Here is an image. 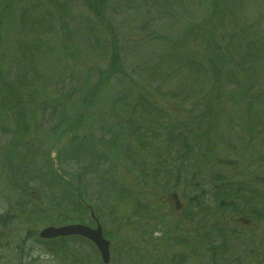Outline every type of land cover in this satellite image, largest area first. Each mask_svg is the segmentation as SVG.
Wrapping results in <instances>:
<instances>
[{
    "label": "rangeland",
    "instance_id": "1",
    "mask_svg": "<svg viewBox=\"0 0 264 264\" xmlns=\"http://www.w3.org/2000/svg\"><path fill=\"white\" fill-rule=\"evenodd\" d=\"M59 1L66 3L63 9L66 31L61 30L54 17L47 22L50 27L43 26L49 4L44 0H31L36 9L29 13L28 20L21 15L23 12L16 10L17 18L21 15V25L13 33L10 31L6 40H10L14 53L13 47L27 48L26 42L40 36L44 28L42 33L48 46L34 61L36 72L41 79L52 78L50 88L60 89L63 96L70 97L66 104L70 109L75 108V112L81 113V109L88 106L82 103L84 91L87 98L94 92L87 100H91L92 105L86 108L83 121L74 131L57 137L59 132L54 136L50 130V106L46 103L45 108L37 109L45 100L43 97H38L34 104V99L24 96L22 86L14 84L19 96L22 92V100L18 98L19 102L15 96L7 100L2 93L5 85L0 83V216L10 210L14 214V222L7 229L0 228V264H102L95 246L86 239L75 238L63 244L57 239L56 242L41 240L38 236L45 227L81 224L95 228L96 221L104 238L110 242L109 264H150L149 260L154 257L159 258V264H176L170 261L176 254L180 257L177 264H264V106L256 103L247 115L243 113L246 104L239 107L230 100L231 91L238 90L234 84L241 89L243 84L250 83L251 67L256 70L255 80L264 88V48L241 51L242 38L253 41L264 32V0H112L105 10L104 22L92 17L85 7L86 0ZM58 9L61 11L60 7ZM168 15L171 21L162 24L160 18ZM178 18L182 22L175 24ZM106 29L112 32L119 47L120 61L129 77L125 86L146 91L167 113L158 118V127L148 125L150 141L155 135L152 147H140L137 151L139 139H132L124 130V142L132 151L125 157L116 149L118 156L105 157L102 169L108 173L106 178L123 182L132 194H140L139 202L145 208L136 212L129 197L117 194L116 203V199L109 201L113 198H109V194L99 196L91 192L96 181L90 173V156L73 162L63 155L71 151V146H84L79 143L82 138L108 140V134L100 128H106L103 118L108 117L109 106L123 87L109 83L95 94L97 70L107 67L108 52L103 49V41L108 40ZM189 29L200 35L197 42L203 36L214 35L215 39L221 36L224 46L228 44V48L236 50V62L240 54H248L250 61L258 62L248 63L238 71L230 63L225 67L224 61L212 59L210 64L201 63L202 71L193 72L180 60L170 59L163 46L167 40L179 39ZM87 37L93 44L83 42ZM67 40L70 45L63 53L59 47L63 42L67 44ZM205 43L190 47L191 55H206L210 59L213 53ZM177 56L181 60L185 57L184 54ZM177 56L174 54L175 59H179ZM28 62L11 61L7 78L12 82L20 80L22 68ZM215 69L222 70L221 79H216ZM229 69L237 71L238 74H233L237 77L228 78ZM38 75L35 74L37 78ZM2 77L0 70V79ZM51 89L47 97L56 100L58 97ZM198 115L202 116L200 120L195 119ZM121 119L124 120V116ZM119 123L131 126L127 121ZM184 135L186 143L176 141L178 136ZM203 136L209 139L205 142L210 145L213 158L207 164V155L199 153L195 158L206 160V165L199 163L187 171V166L181 165L188 164V153ZM72 138H75L74 144H71ZM206 144L201 143L198 151L204 152ZM97 150L104 149L98 147ZM11 151L15 152V167L6 161ZM190 156L193 159L194 154ZM156 161L162 166L157 167ZM51 167L65 181L78 182L71 188H79L81 197L90 200L95 209L88 202L83 205L85 209L80 208L81 198L77 197L78 209L72 218L79 221L57 218L52 219L57 222L52 224L46 215L37 213L33 206L50 197L49 186L58 192V181L49 176ZM179 168L184 170L185 178ZM225 179L227 181L222 182ZM15 180L20 181L18 188L12 183ZM183 181L188 186L182 184ZM195 185H200L201 191L193 189ZM60 189L66 192L65 186ZM23 190H28L32 196L26 197ZM172 193L179 196L180 210L174 208L170 199ZM25 202L27 207L23 206ZM102 203L106 206L99 212L98 206ZM250 211L254 214L251 225L237 222L240 217L249 218ZM124 213L126 216L121 219ZM169 224L175 229L167 230L165 227ZM177 236L187 245L174 244ZM203 237L211 240L205 242ZM138 239H141L139 244L135 243ZM209 245L221 249L216 258L206 252ZM141 255L144 260L139 262L137 257Z\"/></svg>",
    "mask_w": 264,
    "mask_h": 264
},
{
    "label": "trees",
    "instance_id": "2",
    "mask_svg": "<svg viewBox=\"0 0 264 264\" xmlns=\"http://www.w3.org/2000/svg\"><path fill=\"white\" fill-rule=\"evenodd\" d=\"M1 1L2 3H4V5L2 7L0 6V64H1L0 70L3 72V77L2 79H0V83L5 85V87L2 89V93L5 99L10 100L11 96H15L17 100L18 98L22 100V97H23L21 95L22 92L20 93V96H19V94L17 93V87L14 85V84H20L22 86V91H23L24 96L34 99L32 103L35 104V101L38 100L37 98L40 96L43 97V99H45L41 101V103L39 104L40 106L37 105V109L45 108L47 104L50 106L49 108L51 112L50 119H52L50 130L54 136L57 135L58 132L59 134L57 135V137L74 131L76 127L78 126V124L81 121H83L84 119L83 115L84 113L87 112L86 108L91 107L92 105L91 100L89 102H87V100L88 98H92L94 96V92L91 93L89 95L90 97L88 98H87V95H85L86 92L85 91L83 92V94L81 95L82 100H83L82 103L84 106H86V103H87L88 106L83 107L80 111L81 113H79L78 111L75 112L76 110L75 108L70 109L66 104L70 100V97L63 96L61 94L60 89L54 88L52 90L50 88V86L52 85L51 84L52 78L46 79V80L44 78L43 79L40 78V76L38 75V73L36 72L34 68V61L42 54L43 50L47 48L48 46V41L47 39L44 38L45 36L42 33L44 31V28L41 29L40 34H39L40 36H33L31 39L30 37L28 38V40L30 39V41L28 43L26 42V44L29 45L27 48H23L22 50L21 48L22 46H19L18 49L13 47L14 53L11 52L12 48L9 44L10 40L9 41L6 40V37H8L11 33H13L14 29H16L18 25H21V15H25V19L28 20L29 13L34 11L36 8H35V5L31 2V0H1ZM44 1L46 4H49L47 6L49 10L47 9V11H45V17L43 18V21H44L43 26L50 27L47 24V22L49 21V19H52V17H54L53 20H55L56 22L58 21V23L60 24V27H62L61 30L66 31V25L64 23L65 16L63 12V9L66 7V3L62 4L60 3L59 0H56V1L55 0H44ZM66 1L68 2L70 0H65V2ZM110 1L112 0H86L85 7L91 13L93 18H96L104 22L105 10L107 9L108 3ZM59 7L61 8V11L58 9ZM166 7L170 8L171 5H167ZM16 10L21 11V13L23 12L18 18L16 16ZM160 21L162 22V24L169 23L171 21V15L166 16V18L161 17ZM181 22L182 20L180 18L175 20V24H178ZM93 31L94 30L91 28L90 32L92 33ZM106 31H107L108 40L103 41V49L108 52L107 67L104 70H97V77H98L96 81L97 83L94 84L96 86L95 94L100 93L103 90L104 86L109 83L116 84V85H119L120 87H123L121 88V91L119 93L120 95H117L119 97L115 98L114 103L112 105L110 104L109 110H108V117L103 118V122L106 124L105 126L106 128L104 127L100 128L103 131V133L108 134L109 136L107 137L108 140L104 141L101 137L100 139L94 140L92 136L89 138L87 137L82 138L80 139L79 143L84 144V146H79L80 144L71 146L70 147L71 151L64 152L63 155L65 154L66 156L65 159L67 158L69 161H73V162H76L77 160L84 161L87 159V157L90 156V161L92 163L91 165L92 171L90 173L92 177L94 175L93 181H96V186L94 190H91V192L99 196L102 194L104 195L109 194L108 195L109 198L113 197V198H110L109 201L116 199V203L118 200L114 196L117 194H120L123 197H129L128 198L130 199L129 202L133 204L134 206L132 207V209L134 212H136V210L145 208L139 202L140 194H135V195L132 194L129 186L125 185L123 182H120V181L116 182L110 178H106V174L108 173L105 174V171L102 169L104 162H106L105 157L109 155L118 156L119 153L116 152V149H120L125 155V157L127 155V152L132 151V149L129 147L130 145L124 142L126 140V137L122 134L124 130H126L125 134L127 136L132 135L131 137L132 139L134 140H136L137 138L139 139L137 147H136L137 151H139L140 147H146V148L152 147L151 141L152 140L154 141L155 135H153L150 141V138L148 137L150 135L148 125L152 123L154 127H158V121H159L158 118L160 116L166 115L167 113H164V110L160 107V105L155 104L156 102L150 98V95L146 91L142 92V91H138L137 88H131V87L125 86V83L128 81L129 77L124 71L122 63L120 61L119 47L117 43L115 42V38L112 32L108 29H106ZM57 33L62 34V32H59V31H57ZM199 36L200 35H197L195 31L192 32V29H189L186 34L182 33L179 39L172 40V41L167 40L166 44L163 45L164 49L166 50L165 54L170 59L180 60L181 63L183 64L185 63L186 66L193 72H197L198 70L202 71L201 63H203L204 65L210 64L212 59H215L217 62L224 61L223 63L225 67L228 65V63H230V65H233V67H235V69L238 71L244 69V67L248 63H250L249 65H252V64L255 65L258 62L257 60H254L253 62L250 61L248 54L247 55L240 54L239 60L238 62H236L235 61L236 50L234 48L233 49L228 48L229 47L228 44L224 46L225 42L222 41V39L220 38L221 36L218 37L217 39L214 38V35L210 38H204L203 36V38L200 40L201 42L200 41L197 42V37ZM257 36H259L260 38L255 39L253 41L251 40L249 41L247 38H242L241 39V46H242L241 51H243L246 48L250 50L251 47L254 48V51L258 50V48L261 49V47L264 48V32ZM89 38L90 37H87L86 39L84 38L83 42L86 44L89 43L91 45L93 43L89 41L90 40ZM201 43L202 44L205 43L211 48L213 54L210 57V59L206 55L203 57H199L196 54L191 55V51L189 50L192 47L194 48V44L196 46V44H201ZM69 45H70L69 40H67V44L63 42L59 47L60 51L63 53H66L65 52L66 47ZM223 53L226 54L225 57ZM174 54H176V56L178 54L180 56L184 54L185 57L183 60H181L178 56L177 57L179 59H175ZM70 57L72 56L70 55ZM15 60H17V62L18 60H22V61L24 60L25 62L27 60L29 61L28 63H26V66L22 68V76H20L21 77L20 80L15 81V82L19 81L18 83L12 82L10 81L9 78H7L9 74L10 63L11 61H15ZM173 62H174V65H177L175 61ZM182 66L183 65H180L181 68ZM251 69H252V72L250 76L251 77L250 83L243 84L241 89L238 88L237 84H234V86L238 90L231 91L233 95L230 97V100L233 102V105L242 107L244 104H246L243 110L244 111L243 113L247 115H249L252 112V108L256 103H260L261 106H264V88L262 85L260 86L259 81L255 80L256 70L254 71L253 67H251L250 70ZM222 70L215 69L216 79H221ZM234 73L238 74V72L235 71L234 69H229L228 78H231V76ZM35 74L38 75V78L35 76ZM213 74L214 72L210 74L211 79H213ZM174 75L176 76V74H172L171 76H174ZM235 77L237 76L233 75L232 79ZM176 80H174V82ZM236 81L240 83V80H236ZM212 83L215 84L213 81ZM38 84H42V85L38 86ZM60 85L63 86V84H60ZM49 89H51V91L57 95L58 98L56 100H51L47 97V91ZM93 90H94V87L91 91ZM133 97H135L136 100L133 99ZM197 107L199 106L197 105ZM205 107L208 108L207 106ZM262 110L264 112V108H262ZM207 111H209V109H207ZM205 113L207 115L210 114V112H205ZM123 116L125 118L124 120L121 119V117ZM203 116H204V113H203ZM201 118H202L201 115H198L195 117V119L197 120H200ZM122 121H127V123H129L131 126H123L122 124L119 123ZM186 140H187V136L184 135V136H178L176 141L186 143ZM205 140L208 141L209 139L203 136L195 142V148L188 153V157L186 159L188 161V164L185 165L183 163L181 165L183 167L187 166V171L191 169L192 167L194 168L199 163H203V166L206 165V163H204L206 160H202L203 162L199 161L201 158L196 159L195 155H198L199 153L207 155V164L209 163L208 161H210V159L213 158L212 156L214 154L212 150L208 148V146L210 145H208V142H205ZM72 141L73 142L71 144H74L75 138H72ZM201 143L203 144L207 143L205 151H204L205 153L198 151ZM27 145H30V144H27ZM98 147L104 150L98 151L97 150ZM14 154L15 152L11 151L8 155L9 160H6L8 164L9 163L11 165L15 164L13 167L16 166ZM90 154H92V157ZM191 154H194L193 159L190 156ZM157 162L158 161L155 162L157 167L158 165L162 166L160 162L158 164ZM179 171H183V178H185L184 170H182V168H179ZM49 176L58 181V192H56L55 188L52 185H50L49 186L50 197L45 199L46 200L45 202L38 201L37 202L38 204L37 205L35 204L33 206L34 209H36L37 213L44 214L48 217V219H50L48 222L55 224L57 222H53L52 219H57V218H62L64 219L63 221L69 220V222L79 221V219L76 217L72 218L74 217L73 213L77 211L78 209L76 205L78 201L77 197L81 198L80 208L85 209L83 205H85V203L88 202L92 205V208L95 209V205L91 203L90 200L81 197L79 188H76V187L71 188L72 185L75 186L76 184H78V182L77 183L73 182L72 184L68 181H65V179L62 178L61 175H59V173L55 169H52V167L50 168ZM219 181L221 182V180ZM226 181L227 179L223 180L222 182H226ZM12 183L16 186V188H18L20 181L15 180ZM182 184H185L186 186H188L186 184V181H183ZM63 186H65L66 192H62L60 189ZM37 189L39 190L42 188H37ZM193 189H197L198 191H201V186L195 185L193 186ZM22 192L24 193L26 197L32 196V194H28V190L26 191L23 190ZM116 203H115V206H116ZM69 204H72V205L67 206ZM20 206L21 205H19L18 207ZM23 206L27 207V202H25ZM105 206L106 204L104 203L99 205L98 206L99 212H103V209L105 208ZM242 211L243 210H241L240 212ZM64 213H67L66 217L64 216ZM249 213H250V216H249L250 220H253L254 219L253 212L250 211ZM116 216L117 218L119 217L118 214ZM125 216L126 215L124 213V215L120 218L123 219ZM27 217H30V216H27ZM13 218H14V214L12 213V210L8 211L4 215H1L0 216V228L2 230L7 229L11 225V223L14 222ZM249 218H246V219H249ZM143 219L144 218L141 217L140 221H142ZM135 225L137 226L138 223L135 222ZM165 228L167 230H170L171 228L175 229L172 226V224H169V226ZM28 236L31 237L32 235H28ZM57 240L65 244L70 241H74L75 237L66 238V239L61 238ZM57 240H54V241L56 242ZM202 240H204L205 242H208L211 240V238L203 237ZM140 241L141 239H138L136 240L135 243L139 244ZM173 243L174 244L182 243L184 245H187L185 241L182 242V239H180L179 236H177L173 240ZM137 244L135 245L137 246L136 248L140 249L139 248L140 246H138ZM195 245L201 246L202 244H195ZM206 252H211L212 256L216 258L218 253L221 252V249L213 248L212 246L209 245ZM143 255L137 257L139 262H141V260H144ZM158 259L159 258L154 257V259H150V260L148 259V260L150 261V264H159L160 261ZM179 259H180L179 255L176 254L172 256V259L170 261L171 263L175 261L177 264L179 263ZM210 259H211V256H210Z\"/></svg>",
    "mask_w": 264,
    "mask_h": 264
},
{
    "label": "water",
    "instance_id": "3",
    "mask_svg": "<svg viewBox=\"0 0 264 264\" xmlns=\"http://www.w3.org/2000/svg\"><path fill=\"white\" fill-rule=\"evenodd\" d=\"M170 199L174 203L175 210H180L182 208V204L177 194H171ZM237 222L244 226H248L251 221L249 219L239 218L237 219ZM38 236L41 240L48 241L60 238L82 237L90 241L95 246L96 250L100 255L102 264H109L110 242L103 237L102 229L97 223V221L95 228L87 227L81 224H71L60 227H45L39 232Z\"/></svg>",
    "mask_w": 264,
    "mask_h": 264
},
{
    "label": "flooded vegetation",
    "instance_id": "4",
    "mask_svg": "<svg viewBox=\"0 0 264 264\" xmlns=\"http://www.w3.org/2000/svg\"><path fill=\"white\" fill-rule=\"evenodd\" d=\"M251 225V224H250Z\"/></svg>",
    "mask_w": 264,
    "mask_h": 264
}]
</instances>
